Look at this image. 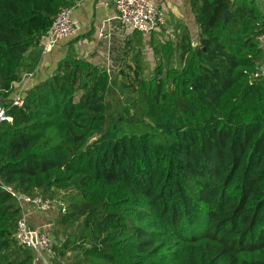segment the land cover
<instances>
[{"label":"trees","instance_id":"1","mask_svg":"<svg viewBox=\"0 0 264 264\" xmlns=\"http://www.w3.org/2000/svg\"><path fill=\"white\" fill-rule=\"evenodd\" d=\"M82 1L0 0V264L37 260L14 237L22 208L6 187L65 202L50 211L51 264H264L257 0H191L199 40L152 31L150 76L133 30L113 73L77 37L34 77L43 36Z\"/></svg>","mask_w":264,"mask_h":264},{"label":"crops","instance_id":"2","mask_svg":"<svg viewBox=\"0 0 264 264\" xmlns=\"http://www.w3.org/2000/svg\"><path fill=\"white\" fill-rule=\"evenodd\" d=\"M154 3L162 8L168 17V26L162 30H153L163 42L169 41V35L177 39L189 35L193 43L199 40V27L196 23L195 9L191 0H153ZM262 12L264 13V0H257ZM73 16L79 22L77 34L69 39L59 42L51 52L44 54L38 72L34 77H47L56 67L57 62L67 52V44L70 40L79 37L74 47L79 54L90 62L103 63L109 69L119 66L125 51L126 40L133 30L122 27L119 23L117 10L114 0H83L76 7L71 8ZM101 30L108 35L107 38H100ZM152 32V31H151ZM151 32L144 34V58L146 61H154L153 49L150 38ZM152 32V33H153ZM37 79L25 82L32 85ZM29 223L34 229H47L52 225L54 213L39 212L29 208L27 212ZM37 258L36 264H44Z\"/></svg>","mask_w":264,"mask_h":264},{"label":"built area","instance_id":"3","mask_svg":"<svg viewBox=\"0 0 264 264\" xmlns=\"http://www.w3.org/2000/svg\"><path fill=\"white\" fill-rule=\"evenodd\" d=\"M118 13L117 19L122 27L130 30H139L149 33L153 30H162L168 26V17L166 12L158 7L153 0H114ZM79 22L73 16L71 8L62 9L54 19L51 27L42 38L43 54L53 50L60 40L69 39L77 34ZM100 38H107L108 35L101 30ZM261 47L264 49V32L258 35ZM257 75L264 74V65L258 69ZM30 74L21 84L14 99L15 105H21L25 91V82L31 80ZM6 109L0 105V124L9 120ZM17 199L22 208V216L18 221L14 237L19 245L30 248L35 255L44 264H51L53 255L54 239L47 229H34L31 227L27 212L33 208L39 212H50L55 203L62 208V213H66L67 207L61 200L50 198L33 197L24 193L7 188Z\"/></svg>","mask_w":264,"mask_h":264},{"label":"rangeland","instance_id":"4","mask_svg":"<svg viewBox=\"0 0 264 264\" xmlns=\"http://www.w3.org/2000/svg\"><path fill=\"white\" fill-rule=\"evenodd\" d=\"M176 39H177V37L174 38L173 36L169 35V41L170 42H174ZM154 63L155 62L152 61V60H148L147 61V63H146V67H147V73H146V75L150 76V74H151L150 72L153 70V68L155 66ZM175 64H176V66H178L179 65V61H176ZM118 67H120V66H118V64H117V66L111 67L109 70L113 73L114 71H117ZM19 88H20V86H19ZM19 88H18V90H19ZM15 94H17V91H16Z\"/></svg>","mask_w":264,"mask_h":264},{"label":"water","instance_id":"5","mask_svg":"<svg viewBox=\"0 0 264 264\" xmlns=\"http://www.w3.org/2000/svg\"><path fill=\"white\" fill-rule=\"evenodd\" d=\"M230 14V11H227L226 12V15H229ZM259 72H261V70H258ZM0 105L3 106V101L0 99Z\"/></svg>","mask_w":264,"mask_h":264}]
</instances>
